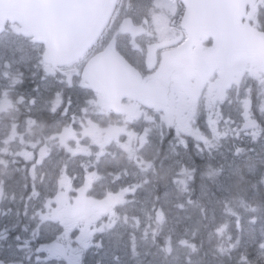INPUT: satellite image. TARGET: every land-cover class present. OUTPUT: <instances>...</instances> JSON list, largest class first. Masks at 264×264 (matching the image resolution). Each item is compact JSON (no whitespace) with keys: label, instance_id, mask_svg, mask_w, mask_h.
<instances>
[{"label":"rangeland","instance_id":"obj_1","mask_svg":"<svg viewBox=\"0 0 264 264\" xmlns=\"http://www.w3.org/2000/svg\"><path fill=\"white\" fill-rule=\"evenodd\" d=\"M140 3L143 5L144 0ZM176 7L173 0H162L161 3L158 0L150 1L148 6L150 18L147 15L145 17L149 21V31L156 34V39L164 38L162 33L168 16L176 11ZM9 29L0 36V155L3 158L5 154L10 159L21 157L29 160L30 180L40 184L35 167L38 163L41 166V163L49 158L51 146H54L53 140L67 126L65 127L63 121L53 119L45 125L44 122L35 119L31 112L36 109L38 112L44 110L55 112L62 106L64 89L69 87L67 77L62 74H71L74 77L70 89V93L73 94L63 107L61 115L68 110L71 113L70 117L75 118L74 110L81 109V113H84L88 107H93L96 114L102 115L106 109H102L94 95H90L88 100H79V103L75 100L80 93L84 97L86 95L87 87L78 79L83 59L80 58L75 63L62 67L60 74L43 62V50L40 45L21 37L16 28ZM262 70L246 66L233 82L231 90L229 88L227 92H220L219 95L216 93L211 95L209 91L204 99V105L201 101L198 102L194 106V114L192 116L186 114L185 121L181 117L179 119L174 117L172 120L169 117L164 119L163 116L161 119L155 113L134 110L133 113L136 115L121 116L119 123L111 119L102 131L109 138L103 136V141H99L97 138H88L92 125H85L80 116L79 123L83 127H80L78 136L85 138L91 153H88L87 159L81 156L75 159L80 160L82 167L79 170L86 172L92 168L97 154H105L103 160L110 168L108 172L97 176L96 184L101 193L116 196L113 210L109 211L108 219L103 222V225H108L109 228L112 226L111 231L115 230V234L119 236L118 242L114 240L115 244H119L128 232L131 233L132 239L137 236L135 232L139 231L140 224L142 234L132 246L136 251L145 245L159 247L158 260L152 264H195L200 261L198 254L202 245L207 249L211 247L219 251L227 250L231 234L229 223L236 215L233 205L238 204L244 211L245 201L242 199L247 200L249 205L257 204L260 195L250 182L254 177L264 182V142L260 140L261 138L252 136L257 130L255 122L253 125L248 123L241 125L243 121L241 114L248 116V111L254 114V109L264 113ZM29 82L36 84L27 89L25 85ZM250 91H257L259 96L257 103ZM101 118L105 120L110 117L105 115ZM169 128L176 137L174 141L169 138ZM162 139L171 145L160 144L157 147V142ZM57 141L63 144L60 139ZM191 149H194L195 153H191ZM33 150L36 151V157L34 163L30 165L33 161ZM197 154L207 161L205 172L200 171L196 178L198 164L195 163L193 156ZM59 162L55 161L49 169L47 164L45 169L51 177L56 175L58 178L56 185L58 191L64 172L69 175L65 167L60 168ZM16 165V169H21L18 164ZM72 172H76V169ZM144 173L147 174L142 182L133 181L132 184V181L129 182L135 176L139 177V174L142 176ZM126 175L129 176L128 179H124ZM22 182H17V189L8 190L9 199L13 200L15 205H18L21 199L20 194L24 189L23 184L21 186ZM158 182L161 185H158ZM156 186L159 194L155 193ZM44 189L46 190L45 187ZM29 194L30 191L28 196H24L27 210L25 209L23 213L28 211L27 214L34 210L35 203L34 196ZM120 197L123 199L119 200ZM18 214H21L18 210L9 213L7 219ZM126 217L128 219L124 220ZM135 218L139 224L135 221V224L128 225L127 222H133ZM34 219H37L36 215ZM113 220L124 223L112 225ZM34 228L37 232L45 233L42 235L44 240L55 236L52 243L56 245L60 242L75 243L76 235L72 237L75 230L73 225L62 223L59 229L52 222L41 221L40 225L36 222ZM251 228L253 230L252 226ZM259 230L262 233L261 227ZM5 234L6 232L2 231V235ZM143 235L146 243L140 241V238L144 239ZM32 236L34 234L30 236L27 234L28 239L19 247L20 256L26 259L23 264H40L36 260L37 257L42 258V264H48L45 261L48 255L43 252L46 250L40 242L36 249L37 253H34V247L31 248ZM158 236L163 240L158 241ZM212 236L214 239L209 238ZM260 240L261 243H258L257 250H253L251 258L245 259L244 263L240 261L239 264H264V234ZM109 241L112 239L104 240L108 244ZM104 242L102 246H107ZM215 256L219 259L231 257L219 253ZM6 258L9 264H19L18 257L15 261L7 254ZM146 262L147 260L143 263ZM232 263L233 261H228V264ZM210 264L222 263L216 260L210 261Z\"/></svg>","mask_w":264,"mask_h":264},{"label":"flooded vegetation","instance_id":"obj_2","mask_svg":"<svg viewBox=\"0 0 264 264\" xmlns=\"http://www.w3.org/2000/svg\"><path fill=\"white\" fill-rule=\"evenodd\" d=\"M140 1H118L112 23L105 29L102 39L93 47L91 52L96 54L103 51L110 39L115 38L116 50L140 72L144 80H157L167 89V97L161 105L163 111L147 109L139 103L124 100L123 102L127 106L126 114L136 115L133 113L134 110H140L155 113L161 119L164 118L163 116H165L164 119L169 117L172 120H174V117L178 119L181 117L185 121L186 119L184 117L186 114L190 116L194 114V106L198 102L201 101V104L204 105V99L209 91L211 95L216 93L214 92V81L216 80L215 77L217 78L218 76V71L212 70L206 61L208 54L213 51V40L207 35H200L194 39L192 36L190 37L182 23L184 7L176 0L174 1L177 6L176 11L171 16H168L165 30L162 33L164 38L160 40L156 39V34H151L149 31V21L145 17L147 15L150 18L148 6L151 0H144L143 5H140L142 3ZM158 2L161 3L162 0H158ZM259 10L264 13V0H257L256 5L253 8H249L247 14L249 18L246 22L261 32L264 31V20L261 17L262 15H258ZM126 17L130 18L133 23L144 27L143 35L137 39H132L128 34L121 33V23ZM162 42L166 44L165 47L158 48L154 61L150 60L148 62V47L151 44ZM70 80L71 77L68 78V81ZM32 116L36 118L34 115ZM121 116L107 119L118 122ZM54 117L55 113L50 114L48 121L52 119L55 121L56 119ZM243 118H245L244 115ZM69 119L70 114L65 112L57 121L61 120L65 124H70ZM101 120L103 119L99 120L100 124ZM4 122L7 121L4 120ZM96 124L99 127L96 128V132L99 131V134H101L103 128H101L100 124ZM94 134L90 135L93 136ZM104 138L107 139L109 136L105 134ZM78 139L72 141L73 146L80 143ZM160 144L161 140L157 142V147ZM3 156L5 158L0 155V264H9L6 258L7 254L10 258L16 260L18 254L21 253L19 247L20 244L23 245L24 237L27 234H36L33 222H37L40 225L41 221H47V223L52 222L57 226H61L62 223L73 225L75 230L72 232V237L76 235L75 243L60 242L56 245L52 243L56 238L55 236L49 242L43 243V247L46 250L43 252L48 255L45 261L48 264H103V262H108V264H144L143 262L145 260H147L145 264L148 263L150 256L144 253L146 248L140 247V250L136 251L135 247L132 246L134 242L131 240L124 238L117 248H112V251L108 255L102 253L103 248L97 246L100 243L102 235L108 234V232H99V237H96L97 231L92 228L93 223H96L102 218H107L109 211H112L116 196L105 195L99 190H96V184L92 185V181H89L88 176L85 175L86 180L82 184H75L74 182L62 183L68 198L64 205H55L50 199L56 192V189L52 185L55 175L51 177L47 171L44 172L42 170L41 173L46 175L49 181L48 187H45L50 188V193L43 200L42 210H38L39 198H34L35 203L32 212L38 210L37 221L34 219L33 214L25 215L23 213L24 189L20 194L21 199L18 201V205H15V202L9 199L8 195V190L17 189V182H22L24 159L21 157L18 159H10L5 154ZM55 161L54 150L52 151L51 147V154H49L47 161V169L52 167ZM16 164L21 169H16ZM38 168V166L35 167L36 171ZM22 184L23 182L21 186ZM83 185L86 187L85 194L82 192L81 197H79L78 189ZM32 190V188L28 189L30 193ZM122 199V197L119 198V200ZM17 210L21 214L7 219L9 213L17 212ZM18 221L19 224H17ZM15 223L16 225H14ZM2 231L6 232L4 236L2 235ZM35 240H38L37 235ZM18 263L21 264L20 257H18Z\"/></svg>","mask_w":264,"mask_h":264},{"label":"water","instance_id":"obj_3","mask_svg":"<svg viewBox=\"0 0 264 264\" xmlns=\"http://www.w3.org/2000/svg\"><path fill=\"white\" fill-rule=\"evenodd\" d=\"M185 6L183 23L193 39L206 33L215 50L207 62L220 68L217 88L225 89L233 78V68L248 59L264 63V34L241 24L245 9L253 0H181ZM116 0H0V33L9 22L19 32L45 48L43 60L54 67L67 65L80 57L97 39L113 11ZM129 20L123 32H134ZM150 48L148 59H154ZM81 78L98 93L107 108L119 114L126 110L123 98L159 108L166 89L156 81L144 83L135 69L115 50L114 40L105 51L93 56L84 66ZM69 130L66 138L73 134ZM64 197L55 201L62 203Z\"/></svg>","mask_w":264,"mask_h":264},{"label":"trees","instance_id":"obj_4","mask_svg":"<svg viewBox=\"0 0 264 264\" xmlns=\"http://www.w3.org/2000/svg\"><path fill=\"white\" fill-rule=\"evenodd\" d=\"M28 86L29 84L25 85V87ZM262 119L263 118L260 117L259 121L264 125V121ZM45 122L47 123V119H45ZM194 159L195 163L198 164V169L195 172V176L197 178L199 176V172L206 169L207 159L199 155L194 156ZM98 168L99 173L108 172V167L102 169L100 167ZM250 185L253 186L255 190H257L258 194L260 195L259 200L257 204L249 205L247 200L242 199L245 201L244 211L239 208L238 204L233 205L236 215L231 218L229 223V231H231L230 241L227 243V246H230L229 249L225 251H219L216 248L211 247L207 249L205 245H202V248L198 254L200 261L195 264H210V261L216 260H219L222 264H228L229 260L233 261L232 264H239L240 261H242V259L245 257H248L249 254H253V250L258 245V242H254V235L255 238L259 236L261 238V235L264 234V182L261 179L254 177L252 178ZM251 226L253 227V230ZM259 227L262 228V233L259 230ZM209 238L214 239L213 236ZM217 253L221 255H230L231 257L230 259H219L217 256H215Z\"/></svg>","mask_w":264,"mask_h":264}]
</instances>
